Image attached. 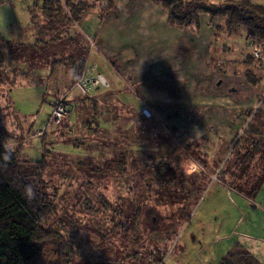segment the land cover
<instances>
[{
  "label": "rangeland",
  "instance_id": "obj_1",
  "mask_svg": "<svg viewBox=\"0 0 264 264\" xmlns=\"http://www.w3.org/2000/svg\"><path fill=\"white\" fill-rule=\"evenodd\" d=\"M208 1L219 4L226 0ZM249 1L264 6V0ZM29 3L20 0L11 2L0 0V37L7 40L6 42L0 40V44L6 45L4 50L0 46V123H5L7 129L14 136L25 137V145L20 146V151L31 159H40L42 156L36 147L29 148V145L26 144L33 143V146H36L39 142L38 139L43 136L38 137L35 134L36 130L48 121L51 112L50 101L55 98L53 95L57 92L52 86L63 87L66 84V78L62 71L64 67L57 64L58 68H56L57 66L54 67L49 61L52 62L53 59L51 52H58L54 57L60 59L68 55L81 56L90 50L88 56L95 55L97 59L102 60L99 49L105 50V52L102 51L104 55L116 53V56L120 57L122 53L119 49L129 46L134 52L131 55L134 63L140 60L147 62L150 59L162 61L164 67L158 74L199 76L200 74H233L235 71L236 74H244L246 70L259 75L264 74V50H262L264 48H260L262 53L259 61L261 64L257 62L258 59L252 61L246 45L244 29L240 28L229 37L226 34L222 35L221 32L215 33L214 30L223 23V20L215 19L209 23L206 13H201L199 16V30L194 27L188 29L169 23L170 26L167 27L164 18L161 20L162 14L157 9L160 8L162 12H165L163 7L158 3H152L155 7L152 6L151 9L149 5L144 6L140 0H128L121 6H112L111 4L110 7L103 5L104 3L108 4L106 1L103 3L96 1L94 9H89L87 15H83L77 22H67L74 28V37L71 42L61 41L58 42L59 45L54 46V43L51 42L52 39L48 36L51 32H41L42 35L38 42L41 52L35 47L32 50L33 47L29 44L32 30L29 25L51 24V22L64 24L68 17L65 18L62 12L56 10L52 16H45L42 9L41 11L38 9L37 4L32 6ZM127 5L128 9L125 11ZM134 15H137V19L134 25L128 29L127 26ZM15 41L24 42L26 45L25 47L17 46L14 44ZM47 42L46 47H43V44ZM159 49L165 50L164 53L160 54ZM7 51H11L13 56L6 57L5 52ZM244 59L247 62H244ZM95 61H90L88 67L96 65L97 72H100ZM108 61L113 62L112 60ZM225 66H227L226 70ZM118 69L120 66L117 67V71H119ZM100 73L108 74V69L106 68L104 73ZM130 74L136 73L130 72ZM148 84L149 86H166L170 83L166 80H154L153 82L149 81ZM215 84H218V81ZM106 88H112L111 84L109 83L108 87L103 89L96 87L93 90L102 91ZM133 88L138 90L137 85H133ZM75 92H79L75 99L79 103L74 113L68 118L73 127L64 130V125L60 124L58 127L51 126L48 129V142L56 151L48 154V166L44 168L42 174L49 182L50 192L56 194L57 210L45 225L59 230L64 240L72 239L73 248L82 257H76V262L73 261L71 264L77 262L89 264L87 258L92 255L102 256L109 260L120 259L121 264H151L153 262L156 264H178L172 254L175 252L173 245L175 241L173 240L177 236H182L184 232L182 230L191 214L192 199L195 194L190 195L187 190L190 191L189 188H193V182L199 180L182 179L186 175L183 172V167L180 165L179 168L178 165L182 160L181 149L184 145L176 144V150L181 154L180 159L164 172V175L162 174L159 178L152 174L147 175L144 178L146 181L155 179L148 184L142 182L140 184L132 178L130 188L127 190L123 185L120 186L118 180L111 177L110 173L106 172L102 176L101 172L95 170V167L98 168L97 165L83 163V160L80 161L72 156V152L69 151L71 150V141L64 144H62L63 141H60L61 134H64V140L75 138L82 140L83 135L87 134L82 129V124L89 120L92 114L91 102H89L91 95H84L77 88ZM104 94L100 93L94 97L101 104L99 106L108 105V108H112L113 113L126 117L115 123V129H105L104 134L101 132L97 137V142L104 140L106 144L112 141L121 144L120 139L132 141L141 132L142 135L137 141H144L146 138L157 141L162 134H171L173 138L174 136L176 138L172 130L165 129L159 124V126L156 125L159 119H154L152 122L156 124L150 123L152 129H148L149 124L144 121L140 123L135 117L138 113L132 112V110L129 112L130 107H125L122 110L123 108L117 105L121 110L115 109V103L120 101L118 97H115L114 101V97H107V94ZM82 100L84 101L82 102ZM107 112L103 121L105 123H109L111 119L114 121V118H111L110 113ZM141 113L148 116L145 109ZM135 119L137 121H134ZM143 132L145 133L143 134ZM91 145L93 149H96V143L91 142ZM9 146L12 147L13 143ZM124 148L125 146L121 145V147H117V150ZM112 149L113 145L111 144L109 151ZM61 151L64 154H70L62 155ZM190 159L200 164L192 156ZM247 165H253V162L249 161ZM249 172L251 170L244 174L242 172L241 179L239 177L238 182L232 183L238 188L242 187L248 195L254 197V192H250L252 185H258L264 181V175H262V171L256 172L253 176L248 175ZM203 177L205 176L200 178ZM86 185H91L89 190ZM125 191L130 195L129 199L135 200V204L145 202L153 210V218L156 220L153 219L150 224H145L147 218L139 215V220L144 221V224L142 222L134 225L133 218H130L128 231L121 233L116 229L114 233L111 232L112 227L115 221L121 218L119 212L115 214L114 211H121L123 208L125 214L131 215L135 210L132 208L131 202H122L121 196L125 195ZM94 196L98 198L103 196L110 202V207L104 206L103 203H97ZM85 197L91 200L90 206L93 205L92 207L88 208ZM259 229L258 233L264 234V224L261 223ZM48 249L51 251L43 255L44 262L39 259L37 264H56V255L53 253V246L50 243L46 245L44 251H48Z\"/></svg>",
  "mask_w": 264,
  "mask_h": 264
},
{
  "label": "crops",
  "instance_id": "obj_2",
  "mask_svg": "<svg viewBox=\"0 0 264 264\" xmlns=\"http://www.w3.org/2000/svg\"><path fill=\"white\" fill-rule=\"evenodd\" d=\"M91 1L94 5L89 8L90 10L94 9L96 1L97 3L108 1L107 5L105 3L103 5L110 7L111 4L121 6L128 0ZM140 2L144 6L149 5L152 9V2L148 0H140ZM38 9L41 11L40 7ZM89 9L82 12V16L87 15ZM127 9L128 5L125 11ZM157 9L162 14L161 20L164 18L165 25L169 27L166 11ZM136 19L137 15H134L127 26L128 29L134 25ZM68 21L66 18L64 24L51 22V24L29 25L32 30L29 39L32 50L37 48L36 50L41 52L38 45L41 32H51L48 36L54 46L59 45L58 42L61 41L71 42L74 28L67 23ZM0 40L7 41L2 37ZM14 44L21 47L26 45L20 41H15ZM47 44L48 42L44 43L43 47ZM0 46L4 50L6 45L0 44ZM119 50L122 54L117 57L116 53L104 55L102 51L105 50L99 49L102 60L97 59L95 55L88 56L90 50L87 51L86 67L89 66L90 61L96 60L100 72L104 73L107 68L108 74L103 75L112 86L102 91L93 90L90 95L106 93L107 97H114V101L115 97H118L120 101L115 103V109L121 110L118 106H121L122 110L130 107L129 112L132 110L138 113L136 119L140 123L147 122L148 129H152L150 123H154L152 122L154 119H159L157 124H154L172 130L176 138L166 134L161 148L172 155L170 167L179 160L178 156L175 157L176 144L185 146L193 144L195 157H200L205 162L201 164L205 168V174L202 175L205 177L200 178L193 186L195 197L192 199L193 204L190 203L192 210L182 230L184 232H181L182 236H177L173 240L175 252L172 254L177 263L264 264V234L258 233L261 223L264 224V211H262L264 181L252 185L250 192H254V197L248 195L242 187L238 188L232 183L238 182L239 177L241 179L242 172L244 174L251 170L248 175L253 176L256 172L262 171L264 175V88L250 87L243 74H236V71L233 74H200L199 76L158 74L164 67L162 61L150 59L147 62L140 60L134 63L131 59L134 53L131 47L126 46ZM158 51L163 54L165 50ZM57 53L51 52V56L55 58ZM5 55L13 56L11 51L5 52ZM49 61L52 63L51 60ZM119 66L120 69L117 71ZM224 68L226 70L227 66ZM62 71L66 84L63 87L52 86L57 91L53 96L58 97L65 92L68 94L71 107L73 106L71 116L76 109L74 102L79 92H75L74 87L68 89L71 72L65 67ZM163 79L170 84L166 86L148 84L149 81H164ZM217 81L218 84H215ZM133 85H137L138 90H134ZM143 109L148 116L141 113ZM254 112L258 113L255 119ZM124 117L126 116L115 115L114 121L109 123L103 121L104 128L115 129V123ZM136 119L134 121H137ZM0 124L6 127L5 123ZM253 127L258 133L250 132ZM11 143L15 146L14 142ZM249 161L253 162V165H247ZM214 175L216 179H211ZM204 178L205 180H202Z\"/></svg>",
  "mask_w": 264,
  "mask_h": 264
},
{
  "label": "trees",
  "instance_id": "obj_3",
  "mask_svg": "<svg viewBox=\"0 0 264 264\" xmlns=\"http://www.w3.org/2000/svg\"><path fill=\"white\" fill-rule=\"evenodd\" d=\"M148 1L158 3L163 7L169 24L188 29L194 27L199 30V16L201 13H206L209 23L215 19L223 20V23L214 30L215 33L221 32L222 35L226 34L229 37L242 28L244 29V37L248 49L250 41H253L261 49L264 48V6L262 5L249 0H226L219 4L211 3L208 0ZM31 4L32 6L37 4L45 16H52V13L56 10L62 12L65 18L67 16L68 20L73 22H77L81 18L82 12L94 5L91 0H42ZM249 53L252 61L258 59L257 62L261 64L260 58H255L250 49ZM86 60L87 53L81 54V56L68 55L60 59L53 58L52 65L56 67L57 64H60L71 72L69 74L71 80L68 89H72L73 87L76 88L75 84L83 76V72L86 69ZM243 61L247 62L246 59ZM243 76L250 87L257 88L260 86L264 88V74L259 75L246 70ZM65 93H62V95L68 101L69 113L61 124L64 125V130H69L73 127L68 121L73 106L71 107L68 94ZM95 96H90L89 102H91L92 114L89 120L82 124V129L87 133L83 135L82 140H77L76 138L72 140L69 137L68 139L70 140H64V134L60 135V141H63L62 144L71 141V150H69L72 152L71 155L80 161L83 160V163L87 162L88 164L97 165L98 168L95 167V170L96 172H101L102 176L106 172L110 173V176L115 177L120 183L119 185H123L127 190L130 188V180H133L132 178L139 183L148 184V182L151 183L155 179L152 178L146 181L144 178L147 175L152 174L156 178L161 177L162 174L164 175V172L170 168L173 159L170 153L161 149L165 139L164 134L159 138L157 137V141L150 138H146L144 141H137L142 135L141 132L135 137L136 141H131L130 139L122 141L120 139L119 142H122L121 144H117L115 141L106 144L104 140L97 142V137L101 132L104 134L106 129L103 123L106 111L110 113L111 118H115L116 114L111 111L112 108L99 106L101 104L97 102L94 98ZM58 97L50 101V106L52 101ZM78 103V100L74 102L76 107ZM257 114L254 112V119ZM64 130L61 131L64 132ZM250 132L258 133L254 127ZM38 141L36 146H33V143L26 144L27 146L29 145V148L36 147V150L40 151L42 155L40 159H31V157L20 151V146L25 145V137L14 136L4 125L0 124V264H37L39 259L44 262L43 255L51 251L50 249L44 251L48 243L53 246L52 250L56 255V264H71L73 261L76 262V257H82L73 248L72 239L64 240L59 230L45 225L56 214L57 202L55 200L56 194L50 192L49 182L43 177L42 171L48 166V154H52L56 150L48 142V131ZM10 142H14L15 146H9ZM91 142L96 143V149H93ZM111 144L113 149L109 151ZM121 145H124L125 148L117 150V147H121ZM182 149L183 152L195 158L200 164L203 165L205 163L200 157H195L193 144L184 145ZM60 153L62 155L70 154H64L62 151ZM176 156L180 159L181 154L177 152ZM165 183L168 184L169 182ZM28 186H31L35 193V196L31 199L25 195V189ZM90 187L91 185H86L88 190ZM173 193L176 194V192ZM125 195L121 196L122 202H131L132 208H135V210L131 215L125 214L123 208L121 211L115 210V214L119 212L121 218L115 221L111 232L116 229L118 232L121 231V233L128 231L130 218H133L134 225L142 222L144 224V221L141 222L139 220V215H143L145 219L147 218L145 224H150L153 219L154 221L156 220V218H153V210L145 202L135 204V200L129 199L130 195L127 194V191H125ZM170 195L172 196V193ZM94 198L97 203H103L104 206L110 207V202L103 196L101 198L94 196ZM85 202L88 208L93 206H90L91 200L86 197ZM87 259L89 264H121L120 259L109 260L102 256L92 255ZM151 264L156 263L153 262Z\"/></svg>",
  "mask_w": 264,
  "mask_h": 264
},
{
  "label": "built area",
  "instance_id": "obj_4",
  "mask_svg": "<svg viewBox=\"0 0 264 264\" xmlns=\"http://www.w3.org/2000/svg\"><path fill=\"white\" fill-rule=\"evenodd\" d=\"M4 1H14V0H4ZM25 2H38L42 0H20ZM249 49L251 50L252 55L255 58L261 57V49L258 45H256L253 41L249 42ZM76 88L83 94H89L91 91H93L94 88H100L103 89L105 87H108L109 83L107 78L101 74L100 72H97L96 65L87 67L83 73V76L81 79L75 84ZM68 101L65 96H60L52 101L51 103V113L48 118L47 123H45L40 129L36 130L35 136L41 137L51 126H59L62 122V120L68 115ZM182 153V160L178 167L180 168V165L183 167V172L186 175L183 180L185 179H200L203 174H205V168L195 163L190 159V156L187 155V153ZM211 179H216V176H212ZM195 180V181H196ZM195 185V182H193V186ZM187 190V193L195 194L194 187L191 189L189 188Z\"/></svg>",
  "mask_w": 264,
  "mask_h": 264
},
{
  "label": "clouds",
  "instance_id": "obj_5",
  "mask_svg": "<svg viewBox=\"0 0 264 264\" xmlns=\"http://www.w3.org/2000/svg\"><path fill=\"white\" fill-rule=\"evenodd\" d=\"M25 195L31 199L35 196V193L34 191L32 190L31 186H28L26 189H25Z\"/></svg>",
  "mask_w": 264,
  "mask_h": 264
},
{
  "label": "bare ground",
  "instance_id": "obj_6",
  "mask_svg": "<svg viewBox=\"0 0 264 264\" xmlns=\"http://www.w3.org/2000/svg\"><path fill=\"white\" fill-rule=\"evenodd\" d=\"M84 73V72H83Z\"/></svg>",
  "mask_w": 264,
  "mask_h": 264
}]
</instances>
